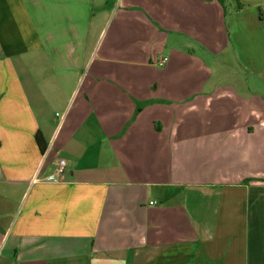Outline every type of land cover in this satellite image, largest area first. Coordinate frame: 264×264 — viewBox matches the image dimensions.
<instances>
[{"label":"crops","instance_id":"0c3cea01","mask_svg":"<svg viewBox=\"0 0 264 264\" xmlns=\"http://www.w3.org/2000/svg\"><path fill=\"white\" fill-rule=\"evenodd\" d=\"M0 264H264V0H0Z\"/></svg>","mask_w":264,"mask_h":264},{"label":"rangeland","instance_id":"374dc122","mask_svg":"<svg viewBox=\"0 0 264 264\" xmlns=\"http://www.w3.org/2000/svg\"><path fill=\"white\" fill-rule=\"evenodd\" d=\"M163 60L164 59L161 58V56H154L153 61H152V63L155 65L154 74H153L154 76L152 75L153 76L152 81L156 84L159 83V78H158L159 76L155 74H157L158 72L162 70V65L164 64ZM231 79L232 78L227 76L226 73L219 72L218 74L214 76L213 81L214 82L219 81V83L222 84L223 87H227V85L233 83ZM155 90H157L156 86L152 88V94L149 98V101H151L150 114L153 117L154 127L159 126L164 129V126H168L169 130L176 129L177 125H176V120H175V114H176V107L178 104L172 103L170 101H166V99L162 97L161 92L159 91L156 92Z\"/></svg>","mask_w":264,"mask_h":264},{"label":"built area","instance_id":"2783aa9c","mask_svg":"<svg viewBox=\"0 0 264 264\" xmlns=\"http://www.w3.org/2000/svg\"><path fill=\"white\" fill-rule=\"evenodd\" d=\"M167 59L165 58L163 62H166ZM67 168V161L66 160H59L56 164V174L51 175L47 178V181H56L57 177L62 175ZM151 205H154V202L150 203Z\"/></svg>","mask_w":264,"mask_h":264},{"label":"trees","instance_id":"16d2710c","mask_svg":"<svg viewBox=\"0 0 264 264\" xmlns=\"http://www.w3.org/2000/svg\"><path fill=\"white\" fill-rule=\"evenodd\" d=\"M36 143L41 151V153L44 155L48 150L47 142L41 132H38L36 134Z\"/></svg>","mask_w":264,"mask_h":264}]
</instances>
